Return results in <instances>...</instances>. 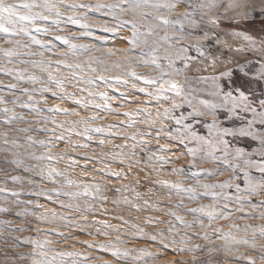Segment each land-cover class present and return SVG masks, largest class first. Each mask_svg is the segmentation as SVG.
I'll return each mask as SVG.
<instances>
[{"label":"snow or ice","instance_id":"1","mask_svg":"<svg viewBox=\"0 0 264 264\" xmlns=\"http://www.w3.org/2000/svg\"><path fill=\"white\" fill-rule=\"evenodd\" d=\"M233 9L238 10L231 11ZM141 26L146 30L141 31ZM120 29H127L130 34L120 37L127 47L115 51L126 53L122 63L128 67L118 75L106 76L104 72L121 68V62L111 65L105 62V57L110 56L113 49L104 47L108 36L118 35ZM161 29L166 31L158 35ZM52 56L59 58L54 60ZM201 59L209 61L213 71L209 75L189 77L186 70ZM133 65L152 69L155 74L137 72ZM0 76L12 81L5 83L0 80V126L6 128L0 131V152L11 156L10 160L4 159V164L10 165L15 172L25 174L3 177L0 201H7L9 206L0 205V213H10L11 205H32L31 200H22L21 196L41 194L49 200L56 196L70 201L64 203L60 200L61 208L77 213L90 211L87 203L72 202L97 199L100 185L84 183L83 179L73 180L64 170L55 167L64 153H53L51 149L55 145L51 141L64 142L65 123L80 125V128H69L66 132L87 141L84 144L74 143L73 147H88L92 136L112 135L109 129L114 125L105 128L89 123L102 119L95 111L122 114L135 123L132 111L114 112L111 101L117 97L109 94L110 91L118 92L115 86L126 87L131 82L134 93L154 98V101L150 99L141 103L170 102L162 110L156 108L155 119L151 111L139 108L133 111L137 114L143 112L146 117L144 122L149 126L160 125L155 129V139L179 145L183 149L181 154L189 158L187 165L171 169L173 174H183V180L158 179L155 183L166 188L169 194L181 197L175 207H182L185 199L197 205L185 208L188 214L195 217L193 221H186L173 211L167 215L183 228L196 225L203 230L202 233L181 235L175 225L170 224L169 235L161 230L148 239L158 241L164 249L177 243L184 245L176 247L175 251L192 253V264H214V257L221 252L231 259L242 257L246 264H257V260L264 264V243L255 239L256 236L264 239V225H249L253 238L248 239L233 235V232L239 231L238 225L232 224L228 231H224L216 224V221L233 218V209L227 207L233 202L237 205L235 211L242 213L241 218L252 215L244 212L243 205L246 203L254 211L259 206L260 218L264 219V199L257 202L249 199L264 192V0H245L244 3L241 0H227V3L224 0H0ZM181 76L182 81L175 79ZM69 87L75 91H67ZM119 96L127 99L124 93H119ZM49 97L71 102L83 109H93L94 112L81 116L76 108L69 110L59 105L41 107L48 104ZM24 112L35 114L38 120H29ZM44 113L80 118L57 123L54 115ZM39 120L45 125L51 123L53 127L20 126L37 124ZM55 128H60L62 134H55ZM13 132H52L53 135L38 139L32 135L12 136ZM128 139L135 140L136 137ZM98 143L103 145L105 141L101 139ZM138 143L146 145L148 141L141 139ZM132 147L135 148L136 144ZM157 150L174 151L167 145H158ZM83 159L93 158L85 156ZM148 160L169 163L165 157L154 153L148 155ZM205 162L216 167L199 166ZM66 163L75 164V161ZM133 163L141 161H130V168ZM78 166L88 167L86 164ZM222 168L229 171L228 179L214 183L202 181L201 177L223 175ZM104 171L107 174L111 170ZM114 176L119 179L120 173H114ZM37 177L54 187L41 189L40 193L25 191V184L36 187ZM187 180L193 183L186 184ZM8 182L22 187L8 189L4 186ZM122 187L126 190V186ZM245 193L247 196L241 195ZM9 195L13 197L10 201ZM205 199L211 203L199 202ZM125 202H128L126 197ZM23 211L27 214L28 208ZM61 219L71 220L70 217ZM152 219L149 217L148 222ZM0 223L8 224L9 221ZM80 223L87 226L89 221L84 219ZM96 223H101L104 229L112 228L117 233L121 231L106 221ZM96 231L99 235H109L106 230L98 228ZM139 235L143 238L147 234L140 229ZM173 235L180 236L179 242L172 238ZM193 237L206 243H192ZM215 241L221 243L217 245ZM25 242L40 250L24 254L39 257L32 259L30 264H81L80 260L73 259L81 255L78 252H59L49 258L44 248L50 241L26 239ZM85 243L89 248L93 247V242ZM124 243L119 235L105 243L97 242L98 248L112 257L105 264H143L142 257L155 255L144 248L121 247ZM240 245L247 246L257 255L234 253V246ZM133 252L140 253L141 257H133ZM197 252L205 255L197 258ZM83 259L87 261L91 257Z\"/></svg>","mask_w":264,"mask_h":264},{"label":"rangeland","instance_id":"2","mask_svg":"<svg viewBox=\"0 0 264 264\" xmlns=\"http://www.w3.org/2000/svg\"><path fill=\"white\" fill-rule=\"evenodd\" d=\"M89 2V0H85ZM95 2V0H91ZM107 2V0H105ZM227 3V0H224ZM245 0H241L244 3ZM238 9H233L231 11H236ZM258 10V9H257ZM182 11V9H178ZM176 13H173L175 15ZM146 29L141 26V31ZM166 29H161L158 35H163ZM119 34H110L108 36V43L104 45L106 48H112L113 53L110 56L105 57V62L109 65L115 62H121L120 69H114L112 71L104 72L106 76L118 75L121 71L128 67L127 64H123V58L126 55L124 52L115 51V49L127 47V44L120 39L121 36L130 34L127 29L118 30ZM87 43L88 41H78ZM94 55H99V53H93ZM130 55V54H127ZM27 58V57H25ZM52 59H58L59 57L52 56ZM99 67L98 65H94ZM137 72H144L146 74H155L154 70L146 69L143 66L133 65ZM22 67V66H21ZM66 71V70H65ZM213 71L210 66V62L201 59L198 64L193 65L190 70H186V74L189 77H196L200 75H209ZM178 81H182L183 77H175ZM0 80H4L5 83L12 82L7 77L0 76ZM28 85H21V87ZM118 88V92L110 91V95H116L117 99L111 101L113 110L115 113L133 112V118L135 123L129 119V117L122 114H113V112H99L95 111V114L102 117V119L89 121L93 126H104L108 128L109 125H114L109 129L112 135H107L104 137L92 136V142L88 143V147H73V144H84L87 141L83 140L81 137L76 135H68L66 130L69 128L78 129L80 125H73L70 123L64 124V142H59L57 140H52L51 143L55 145L51 149L53 153H64L63 159L55 167L64 170L65 174L73 180L83 179L84 183H96L100 185V192L97 194V199H81L80 201H75L72 203H79L81 205L87 203L90 206V211L77 213L74 210H69L60 207V200L64 203H69L67 199L62 197L52 196L51 200L45 197L43 194L38 196H21L22 200H31L32 205H11L10 213H0V222L9 221L8 224L0 223V264H30L31 260L37 257H32L30 255H24L31 253L32 251L39 252V249H33V247L26 243V239H35L43 241H50L51 243L46 244L44 248L45 254L52 258L59 252H78L81 255L79 257H74L73 259H78L81 264H105V261H111L112 257L100 250L97 246V242L105 243L108 240H114L117 235L125 241L121 247L128 248H144L147 252L154 253L152 257H142L143 264H192V253L187 252H177L176 247H184V245H169L167 249L161 247L160 243L153 242L148 239L149 236L160 232L163 230L164 234L167 236L168 227L170 224L175 225L176 230L183 235L184 233H202L198 226L194 225L192 228L181 227L174 218L167 215L169 211L176 212L177 215L182 216L186 221H193L195 217L188 214L185 208L196 207L195 203H190L187 199L184 200V205L182 207H175L180 202L181 197L173 194H169L166 188H163L155 183L156 180H171L173 182L177 180H183V174H173L171 172L172 168H179L187 165L189 158L182 155L183 149L168 140L165 139H155L156 132L155 129L159 128L160 125L156 124L149 126L145 123L146 117L143 112L137 114L134 109H141L145 111H151L153 114V119H155V110L160 107L169 106L161 102V104L152 103H141V101L153 100L154 98H149L139 92H133L131 88V82L128 86H115ZM67 91H75V89L69 87ZM119 93H124L127 97L126 100L119 96ZM79 96L80 93H77ZM179 102V101H178ZM53 105H59L61 108H76L80 112L81 116H89L93 114V109H83L77 105L62 101L59 99L48 98L47 105H41V107H50ZM186 107V106H185ZM17 111H23L22 109H17ZM179 112V110H178ZM29 120L37 119L35 114H28L24 112ZM44 115H54L57 123L64 121H74L78 120L80 117L68 115L64 116L61 114H49L44 113ZM167 124L168 122L165 121ZM131 124V127L126 125ZM21 127H49L52 128V124L49 123L45 125L44 121L39 120L37 124H21ZM6 130L5 127L0 126V131ZM55 134H62L60 128L54 129ZM141 133L144 135L142 136ZM151 133V135H148ZM12 136H27L32 135L38 139H46L53 135L52 132H28V133H11ZM135 136L136 139H128L129 137ZM103 139L105 143L103 145L99 144L98 141ZM141 139L147 140L146 145H141L138 143ZM23 143V141H21ZM136 144L133 148L132 145ZM125 145H127L125 147ZM158 145H167L168 148L174 149L173 152L168 151H158ZM143 149V151H142ZM21 152L24 151L23 148L20 149ZM135 152L136 155L132 156L131 153ZM154 153L157 156H163L169 160L168 164L157 163L155 160L149 161L148 155ZM92 157L93 159L85 160L83 157ZM11 159L6 153L0 152V182L5 175H25L22 172H15L12 170L10 165L4 164V159ZM69 160H74L75 164L66 163ZM140 160L139 164H132L129 167L130 161ZM29 163H35V161H28ZM88 165L87 168L79 167L78 165ZM205 168L216 167V165L210 163H203L199 165ZM105 169H110L111 171L107 174ZM223 175H216L213 177H201L203 182L214 183L217 181H222L228 179L230 173L225 169H221ZM120 173V178L116 179L114 173ZM84 173V176H81ZM186 184L193 183L191 180L185 181ZM36 187H31L25 184L23 186L25 191H32L40 193L41 189H51L54 187L51 183H45L41 181L38 177L35 179ZM8 189H20L22 186L20 184H12L8 182L4 185ZM126 186V190L124 187ZM119 189V191H117ZM202 191V190H201ZM216 191H222L217 189ZM139 194V195H137ZM235 195L234 191L232 193ZM247 196V194H241ZM125 197L128 202H125ZM13 199L10 195L8 200ZM253 202H257L260 199H264V192L259 196L249 197ZM147 201V203H145ZM200 203H211L210 200H201ZM223 204V201H220ZM0 205L9 206L7 201H0ZM135 205L136 207H133ZM25 207L28 208L27 214L23 211ZM228 208L233 209L232 217L228 221H216L224 231H228L230 225L235 224L239 226V231L233 232V235L237 237H247L252 239V232L248 229L249 225L260 226L264 225V219L260 218V207L254 211L248 204L243 205V210L245 213H252V215H247L242 217L241 212L235 211L237 207L236 203H230L227 205ZM54 213V215H53ZM62 217H70L71 220L61 219ZM152 217V221L148 222V218ZM87 219L89 221L87 226H84L80 221ZM75 221L76 223H73ZM96 221L104 222L106 221L109 225L115 228L121 229L119 233L113 231L112 228L104 229L101 223H96ZM158 221H163V223H158ZM204 223L207 224L208 221L205 219ZM101 231H108V236H103L97 234V229ZM19 229H23L20 231ZM143 229L144 233L147 235L140 238L139 230ZM247 229V230H246ZM211 231V229H210ZM89 233H92L89 235ZM173 239L177 242L180 240V236L173 235ZM255 239L258 243H264V239L256 236ZM85 242H93V247L89 248ZM192 243L195 244H205L206 242L200 239L192 238ZM220 241H215V244L219 245ZM239 252L249 256H255L257 253L249 250L247 246L240 245L234 246V253ZM133 257H141L138 252L131 253ZM205 253L197 252L195 256L197 258L203 257ZM85 256L91 257V259L85 261L83 258ZM131 264V262H130ZM214 264H246L242 257L231 259L227 254L221 252L218 257H214ZM257 264L260 261L257 260Z\"/></svg>","mask_w":264,"mask_h":264}]
</instances>
